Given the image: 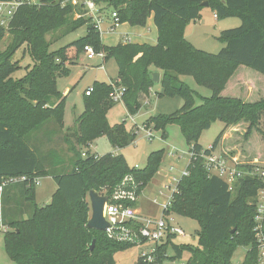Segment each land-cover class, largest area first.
Wrapping results in <instances>:
<instances>
[{
    "label": "trees",
    "instance_id": "1",
    "mask_svg": "<svg viewBox=\"0 0 264 264\" xmlns=\"http://www.w3.org/2000/svg\"><path fill=\"white\" fill-rule=\"evenodd\" d=\"M11 0H0L9 2ZM98 5L117 13L119 24L146 27L153 16L158 29L156 45L103 44L101 33L84 6L66 0H38L23 3L15 11L7 28L0 26V43L9 36L5 51L0 52V223L4 231V247L15 264H117L119 252L132 244L110 240L105 232L89 229L90 191L111 197L123 180L131 176L139 185L138 193L156 176L165 157L160 150L150 154L143 170L130 169L124 156L92 154L90 146L107 137L113 147L125 148L135 142L137 132H128L125 122L111 126L108 112L115 106L112 95L124 89L122 102L130 116L142 108L141 99L156 85L153 71L162 73L159 98H180L182 106L171 114L150 118L146 130L162 132L179 126L192 158L189 175L183 177L173 194L167 213L190 218L199 223L197 246L176 243L167 238L159 250L157 262L139 258L136 264H164L189 256L186 264H235L241 247L248 252L241 264H260L256 231L257 197L263 180L245 177L233 191L218 176H210L201 155L215 152L232 127L245 125V137L260 131L264 121V98L248 102L238 96H224L229 82L241 67L264 76V0H96ZM208 3L216 16L237 17L238 28L223 31L217 38L225 46L218 54L195 48L185 37L189 24L197 22ZM82 17L76 19V15ZM86 16V17H85ZM82 27L86 35L67 47L51 50L48 35L62 31L65 37ZM87 46L104 54L107 62L115 60L118 78L112 83L96 82L93 92L84 98L85 110L74 127L64 134L66 97L58 88V79L70 74ZM23 50L31 64L26 74L14 79L22 69L14 60ZM212 91L201 98L181 77ZM202 104L196 105V98ZM54 119L58 141L66 143L68 162L50 167L42 158L41 143L45 136H33ZM221 121L225 129L209 149L200 145L203 133ZM63 134V135H62ZM40 137V136H39ZM47 140V137H46ZM52 154L53 152H51ZM86 157H83V154ZM50 156V155H49ZM257 165H240L248 170ZM258 167V166H257ZM52 177L57 191L50 204L36 203L37 181ZM139 228L138 224L134 225ZM264 236V229H263ZM95 243L91 252L90 246Z\"/></svg>",
    "mask_w": 264,
    "mask_h": 264
},
{
    "label": "rangeland",
    "instance_id": "2",
    "mask_svg": "<svg viewBox=\"0 0 264 264\" xmlns=\"http://www.w3.org/2000/svg\"><path fill=\"white\" fill-rule=\"evenodd\" d=\"M82 1V0H79ZM218 13L213 12L210 8H205L203 10L200 20L191 23L187 26L185 31L186 39L191 42V44L202 51L218 54L223 48L224 44L217 40L223 31L238 28L241 26V21L237 17H222L216 19L215 15ZM76 19L82 17V15L77 14ZM86 17V16H85ZM122 25V24H121ZM106 24H103V33L101 34V39L105 42H112V38H107ZM188 31H191V39L188 36ZM86 35V28L81 29L62 37V31H58L48 35L47 40L52 43L51 50L56 51L60 48H64L72 44L73 42L79 40ZM187 35V36H186ZM10 42L9 36L0 43V52L6 50ZM14 60L19 61L22 69L17 71L12 75L14 79H19L25 76V67L31 64V59L28 55L23 54V50L17 52ZM88 62L89 64H94L97 62ZM108 62V61H107ZM86 72L84 68L80 65L73 66L71 68V73L63 78L58 79V88L60 91L66 93L67 96L65 102V113H64V132L68 129L74 127L75 120L78 118V112L84 110V92L89 87H94L96 81L103 82L109 80L107 74L101 68L96 66L88 68ZM109 74L115 72L114 66L111 63L108 67ZM115 76V75H112ZM246 79V83L240 87V89H246L249 91L251 89L252 94H248L245 91L242 95L248 102H257L264 98V76L246 67H241L237 70L236 75L233 77V82L240 79ZM182 81L185 82L190 88L195 91L201 98H209L212 96V91L199 86L193 77L186 76L182 77ZM250 87V89L248 88ZM69 88V91H66ZM232 90V88H231ZM231 94V92H228ZM234 91L232 92V94ZM231 94V96H233ZM237 96V95H234ZM197 97L196 105L199 106L203 102ZM239 97V96H238ZM180 99V98H179ZM181 100V99H180ZM116 104V103H115ZM158 100L155 96H151L150 104L148 110L143 109L133 120L130 117L124 118L126 120L125 126L127 127H138L139 131L136 136L134 144H131L125 148H116L111 145L107 137H101L97 140L96 144L93 145L92 149L101 156L107 154H116L124 156L130 169H140L143 170L146 167L148 157L151 153L160 150L165 151V157L162 161L160 168L154 179L150 184L141 190L138 194V199L134 203H128L123 201V205L130 206L134 210L136 208L139 211V216L144 219H160L163 216L164 205H166L173 194L177 182L183 177L184 172L190 161L189 147L183 136L181 128L179 126H170L168 128L167 139L162 138V132L151 131L152 138L149 136L150 130L145 129V124L151 118V116L157 114ZM161 112L163 110H160ZM78 113V114H77ZM108 113H111L109 118L110 122L112 116L116 120H120L124 113V107L121 104L114 106ZM108 117V115H107ZM76 118V119H75ZM108 120V121H109ZM245 125H240L232 127L234 132L232 136H228L227 133L232 131L229 128L223 137V142H221L215 153L222 154L229 164L236 161L239 165H257L260 168H264V121L261 123L260 131L254 132L249 138L245 137L246 133ZM225 129V124L221 121L215 122L212 127L205 131L200 138V145L205 149H209L216 142L220 134ZM59 129L54 119H51L39 133L36 132L33 136L41 138L45 136L43 143H41V155L42 158L51 157L47 160L51 165L50 167L55 168L56 163L68 162V155L66 152V147L60 148L57 146L55 141L59 134ZM133 132V131H131ZM130 132V133H131ZM40 136V137H39ZM47 137V140H46ZM59 145V144H58ZM53 152L52 154H50ZM50 155V156H49ZM41 184L37 186V198L36 203L38 206L42 207L47 204V200L54 195L57 191L55 186L51 184L50 180L42 179ZM1 197V195H0ZM157 200V202L155 201ZM89 201V199H88ZM138 202V206L136 207ZM90 203V201H89ZM92 211L90 205L89 220L91 219ZM0 217H1V198H0ZM174 218L173 224L181 228L185 234L184 237H177L175 240L178 244H189L197 246L198 244V232L201 231L199 223L190 218L181 217L177 215H172ZM264 229V226H263ZM257 244L259 253L261 255L260 244L258 242L259 237L256 234ZM144 248H139L134 246L126 251L117 253L115 259L117 264H136L140 258ZM248 248H239L235 254L234 262L241 264L244 260ZM188 254L185 253L182 260L177 261H165L164 264H186ZM0 264H15L7 255L4 247V229L0 223Z\"/></svg>",
    "mask_w": 264,
    "mask_h": 264
},
{
    "label": "built area",
    "instance_id": "3",
    "mask_svg": "<svg viewBox=\"0 0 264 264\" xmlns=\"http://www.w3.org/2000/svg\"><path fill=\"white\" fill-rule=\"evenodd\" d=\"M23 3L34 5L38 3V0H11L9 2H0V26L7 28L10 23V19L14 15L17 8ZM73 5H78L76 1H73ZM84 7L87 11V15L92 17L97 30L103 32V19L98 8L96 0H85ZM217 17V16H216ZM112 29L117 28L119 19L117 13H112ZM84 53L88 57L100 56L104 58V54H97L91 46H87ZM124 89L117 88L112 95L114 103L122 102ZM93 92L90 89L86 94L89 96ZM149 136L152 138L151 133ZM190 154V153H189ZM205 160V166L210 176H218L223 179L229 187L230 191H233L236 183L245 177H257L264 182V168L253 167L252 169L243 170L240 169V165L234 161L229 164L227 158L222 154L213 152L211 155H201ZM86 157V154H83ZM196 158L193 154H190V160ZM189 175L188 167L183 174V177ZM182 177V178H183ZM181 178V179H182ZM180 179V180H181ZM179 180V181H180ZM177 182L173 194L177 191ZM6 183L0 184V195L3 193V189ZM39 185V180L37 181ZM139 185L133 180L131 176L126 177L123 182L116 188L113 195L109 197V200L105 206L104 217L109 224V227L104 231L107 237L117 243L132 244L139 248H144L140 258L147 263L157 262L159 256L160 247L172 235L176 237H184L183 230L173 224L174 218L167 211L171 207V200L164 205L163 216L160 219H144L137 213L136 210L130 206L123 205L122 202L134 203L138 199ZM257 226L255 228L256 234L259 237V244L261 249L260 264H264V187L259 191L257 197ZM138 224L139 228L135 229L134 225ZM238 264V263H235Z\"/></svg>",
    "mask_w": 264,
    "mask_h": 264
},
{
    "label": "crops",
    "instance_id": "4",
    "mask_svg": "<svg viewBox=\"0 0 264 264\" xmlns=\"http://www.w3.org/2000/svg\"><path fill=\"white\" fill-rule=\"evenodd\" d=\"M66 1L70 2V3H73V1H76V3H78V6H84V4H85V0H82V1H79V0H66ZM98 8H99V11L101 13V17L103 19V24L104 23L106 24V26H105L106 30L105 31L107 33L106 34L107 38H110V39L112 38V42H110V43L105 42V41L102 40L104 45H106L108 47H115V46H117L119 44H139V45L147 44V45H151V46H154V45L157 44V42H158V29H157V27H156V25L154 23L153 16L148 19L146 27H137V26L133 27V26H130L129 24H122V25H119L117 28L112 29L111 26H112L113 20H112V12H111V10L107 9L103 5H98ZM86 16H88V15H86ZM215 18L218 19L216 17V15H215ZM191 35H192L191 31H188V36L187 35L186 36L190 37V39H191ZM96 60H98V61L94 64V66L104 70L105 73L107 74L108 79H109V80L103 81V82L104 83H112V82L116 81L117 78H118L119 68H118V65H117L116 61L113 60V59H111L108 62H106L104 60V58H102L100 56L88 57V56L85 55V53H83L81 55V57L79 58L78 62L76 64H74L73 66L80 65L82 68H84L85 72L87 70L90 71V69H88V68H91V67H94V66L92 65V63L89 64L88 62H93V61H96ZM111 63L113 64L114 69H115V72L112 75H115V76H112L111 74H109L108 67H109V65ZM73 66H70V73H71V68ZM153 72L160 74V83H158V84L155 83L156 85L151 89L150 94L147 95V96H143L142 97V99H141V103H142L141 110H143V109L148 110V107H149V104H150V98H151V96H153L155 94V96H156V98L158 100V108H157V114L151 116V118L152 117H156V116H158L160 114H171V113L176 112L177 110H179L181 108L182 100H180L179 98H167V97L166 98H159L158 97V93H160L162 91V88H161L162 73L157 72V71H153ZM181 80H182V77H181ZM96 82H98V81H96ZM242 83H243V85L246 83V79L245 78L244 79H240L238 81L236 80L235 82H233V78H232V80L229 82L226 90L224 91L223 95L224 96H231L232 92L234 91V93L232 94L233 96L237 95V96H240V97H242L244 99V97L241 96V95H242V92L245 91L246 89H242V88L240 89V87H236V86H242ZM231 88H232V90H231ZM248 88L250 89V87H248ZM90 89H93V87L91 86V87H89V88H87L85 90L84 98H85V96H87L86 93ZM66 91L68 92L69 88H66ZM249 91H251V89ZM249 91L246 90V92L248 94H252V92H249ZM60 92L67 99V96L65 95L66 93H64L62 91H60ZM228 92H231V94H229ZM117 104H121L124 107V113H123V116H122V118L120 120H116L112 116L113 120H111V122L109 120V118L111 117V113H108V120H109V123H110L111 126H114V125H117V124H121L122 122L126 123V120L124 118L130 117L133 120V118L136 116V115L135 116H130L128 114V112L126 110V107H125L123 102L116 103L115 106ZM84 110H85V106H84ZM84 110L82 112H78V113H81V114H78V113L77 114L79 116L82 115ZM160 110H163V111L161 112ZM64 126H65V123H64ZM64 129H65V127H64ZM126 129H127L128 132L134 131V132L138 133V131H139V128L135 127V126H132V127H127L126 126ZM233 130L234 129L232 128V131H230V133H227L226 139L228 138V136H230V135L232 136V133L234 132ZM151 131H153V130L151 129L149 133H151ZM167 132H168V129H167ZM63 133L65 134L66 132L63 131ZM55 142L57 143V146H60V148L66 147V143L64 141H55ZM96 142H97V140L90 146V150L89 151L92 154L99 155L98 153H96L92 149L93 145H95ZM221 142H223V139H222ZM134 143H132V144H134ZM114 155H116V154H114ZM99 156H101V155H99ZM42 179L50 180L52 182L51 184H53L55 186V189L57 190V185H56V183H55V181H54V179L52 177H46V178H42ZM42 179L39 180V185L41 184L40 181ZM36 190H37V187H36ZM36 198H37V192H36ZM51 201H52V197L47 200V204H45V205L50 204ZM155 201L157 202V200H155ZM137 206H138V202H137L136 207ZM136 211L139 214V211H138L137 208H136ZM5 230L6 229H4V231Z\"/></svg>",
    "mask_w": 264,
    "mask_h": 264
},
{
    "label": "water",
    "instance_id": "5",
    "mask_svg": "<svg viewBox=\"0 0 264 264\" xmlns=\"http://www.w3.org/2000/svg\"><path fill=\"white\" fill-rule=\"evenodd\" d=\"M203 7L208 8L209 4L206 2L203 4ZM152 79L154 83H160V74L153 73ZM108 200V196L101 195L96 191H90L89 201L91 205L92 216L87 224L89 229L104 232L109 227V224L104 217V210ZM95 243L96 241L93 240L90 246L91 252L95 249Z\"/></svg>",
    "mask_w": 264,
    "mask_h": 264
}]
</instances>
